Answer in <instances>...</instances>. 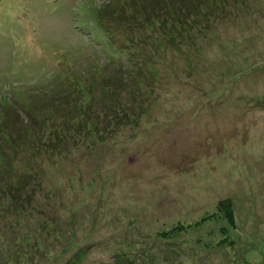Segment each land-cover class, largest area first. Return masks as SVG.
Masks as SVG:
<instances>
[{
    "label": "rangeland",
    "instance_id": "374dc122",
    "mask_svg": "<svg viewBox=\"0 0 264 264\" xmlns=\"http://www.w3.org/2000/svg\"><path fill=\"white\" fill-rule=\"evenodd\" d=\"M108 1L0 0V114L35 78L101 56L70 7L90 16ZM247 1L237 21L216 17L188 33L199 52L190 43L182 51L194 71L169 49L154 83L157 108L138 128L69 161H44L33 211L12 208L0 184V264H114L116 255L134 264H264V0ZM225 201L236 221L229 234L225 220L207 219L160 236Z\"/></svg>",
    "mask_w": 264,
    "mask_h": 264
},
{
    "label": "trees",
    "instance_id": "16d2710c",
    "mask_svg": "<svg viewBox=\"0 0 264 264\" xmlns=\"http://www.w3.org/2000/svg\"><path fill=\"white\" fill-rule=\"evenodd\" d=\"M247 2L109 0L92 8L90 16L84 5L70 7L75 28L92 33L102 54L90 57L84 66L68 64L63 71H53L51 78H35L33 84H21H27L26 90L17 94L16 108H6L3 104L0 184L12 208L34 210L35 197L42 187L38 167L45 162L55 164L58 158L69 161L72 154H80L79 150L84 147L99 145L101 139L106 136L110 139L123 127L138 128L150 111L157 108L154 83L169 49H172L170 53L178 51L174 54L188 61L194 71L192 60L182 51V46L190 43L188 33L195 26L212 24L216 17L223 18L221 22L237 21L249 13L244 6ZM190 46L193 50L195 46L199 48L195 43ZM40 83L45 88L36 90L35 85ZM29 88L34 89L27 93ZM258 96L254 103L260 99ZM9 112L14 118L7 116ZM48 193L56 194L53 190ZM4 207L0 203V209ZM207 219L225 220L228 226L223 232L227 234L236 227L234 208L225 201L218 204L215 213L194 225L178 223L160 236L176 238L205 224ZM81 257L79 254L78 258ZM115 258L114 264H134L123 255Z\"/></svg>",
    "mask_w": 264,
    "mask_h": 264
}]
</instances>
